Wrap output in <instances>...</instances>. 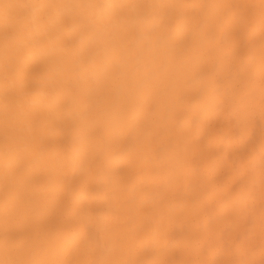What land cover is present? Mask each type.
Returning a JSON list of instances; mask_svg holds the SVG:
<instances>
[{"label": "bare ground", "instance_id": "6f19581e", "mask_svg": "<svg viewBox=\"0 0 264 264\" xmlns=\"http://www.w3.org/2000/svg\"><path fill=\"white\" fill-rule=\"evenodd\" d=\"M0 264H264V0H0Z\"/></svg>", "mask_w": 264, "mask_h": 264}]
</instances>
